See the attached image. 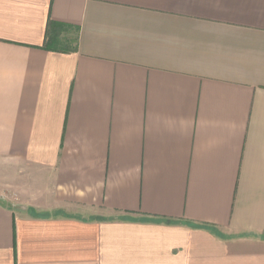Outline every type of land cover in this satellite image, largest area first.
Masks as SVG:
<instances>
[{
    "label": "crops",
    "instance_id": "0c3cea01",
    "mask_svg": "<svg viewBox=\"0 0 264 264\" xmlns=\"http://www.w3.org/2000/svg\"><path fill=\"white\" fill-rule=\"evenodd\" d=\"M0 264H264V0H0Z\"/></svg>",
    "mask_w": 264,
    "mask_h": 264
},
{
    "label": "trees",
    "instance_id": "16d2710c",
    "mask_svg": "<svg viewBox=\"0 0 264 264\" xmlns=\"http://www.w3.org/2000/svg\"><path fill=\"white\" fill-rule=\"evenodd\" d=\"M80 27L50 19L47 24L44 46L46 49L77 51Z\"/></svg>",
    "mask_w": 264,
    "mask_h": 264
}]
</instances>
